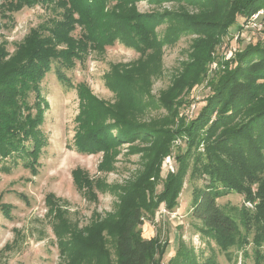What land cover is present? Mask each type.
Here are the masks:
<instances>
[{
    "label": "rangeland",
    "instance_id": "obj_1",
    "mask_svg": "<svg viewBox=\"0 0 264 264\" xmlns=\"http://www.w3.org/2000/svg\"><path fill=\"white\" fill-rule=\"evenodd\" d=\"M136 1L126 6L133 7L137 15L152 17L149 34L159 44L142 51L122 38L124 43L116 40L101 50L86 51L81 62L75 61L74 67L65 71L66 79L59 81L52 68L39 83L33 114L40 119L36 129L43 144H39L36 174L24 169L21 161L11 166L8 173L2 171L1 165H11L13 156L0 163V264H65L58 231L76 232L94 226L98 227L94 236L101 235L113 258L112 238L102 220L113 221L130 205L127 194L132 183L149 169L157 170L159 179H148L152 194L146 183L137 192L143 196L138 201L146 205L148 198L154 199L162 191L169 175L176 176V157L186 149V129L205 107L222 77L235 69L239 57L249 47L263 42L262 20L261 28L253 30L246 26L249 20L239 23L237 18L218 37L207 38L201 31L178 25L180 13H197L186 2ZM7 14L8 18L0 17V44L7 52L6 63L14 62L10 57L32 28L54 17L46 5ZM115 25L110 23L108 30ZM121 32H125L123 27ZM79 34L86 35L79 28L72 33L75 37ZM200 45L206 50L203 56L195 55L196 50H201ZM30 102H34V95ZM84 110H88L86 116L98 120L97 126L102 123L98 128L107 131L103 139L109 147L107 153L78 150L77 139L86 127H94L91 122L85 124ZM112 127L118 131L113 132ZM129 128L146 129L158 136L157 142L143 141L137 133L132 136ZM119 133L125 135L122 140L117 138ZM163 146L168 154L157 161L155 151ZM197 151H203L201 144ZM74 171H78V184ZM204 181L190 179L188 172L174 209L168 210L165 202L154 201L155 207L140 210L144 220L142 238L157 237L161 245L166 243L160 264L175 256L181 242L199 263L211 257L218 264H263L264 258L256 260L251 243L231 251L227 259L212 239L201 235L197 222L190 217V208L193 189L204 185ZM217 202L238 209L243 196L231 193ZM2 209H8L9 214L5 215ZM236 211L230 214L235 216ZM252 235L248 233L249 241ZM260 253L264 255V247Z\"/></svg>",
    "mask_w": 264,
    "mask_h": 264
},
{
    "label": "trees",
    "instance_id": "obj_2",
    "mask_svg": "<svg viewBox=\"0 0 264 264\" xmlns=\"http://www.w3.org/2000/svg\"><path fill=\"white\" fill-rule=\"evenodd\" d=\"M0 1L1 18H8L7 13L36 5H46L54 14L28 32L10 57L14 62L4 61L7 52L0 44V163L13 156L11 165L3 164L1 170L8 173L11 166L21 161L22 167L35 175L39 144L43 141L36 129L40 119L33 112L40 93L39 83L45 75L54 68L58 80H64L65 71L73 68L75 61L81 62L86 51L101 50L116 40L125 41L134 49L142 48V51H148L160 42L149 34L153 21L149 18L152 17L137 15L133 7L126 6L134 0L129 3L125 2L127 0ZM147 1L186 2L197 13L177 14L180 17L178 25L201 31L207 38L218 37L238 19L239 23L247 22L258 11L263 12L259 21H264V0ZM110 23L116 25L108 30ZM121 27L125 32L120 33ZM76 28L86 35L73 36ZM200 49L195 55L206 53L203 46L200 45ZM31 95H34L33 103L30 102ZM85 111L88 110H84L85 124L91 122L94 127H86L77 139L78 150L107 153L109 147L103 143L107 131L98 128L102 123L97 126L98 120L94 116H86ZM111 130L118 131L117 127ZM128 130L132 136L139 134L137 137L143 141L157 142L158 136L146 129ZM185 132L188 136L186 149L176 157L178 173L164 180L162 191L153 195L154 199L148 198L147 205L138 201L143 196L137 192L145 183L150 193L153 192L148 179H159L158 171L149 169L141 179L132 183L131 192L127 194L130 205L122 209L113 221L105 218L103 223L100 222L107 225L104 229L112 238L113 258L101 235L94 236L98 227H84L76 232L70 229L64 233L58 231L59 248L64 253L65 264H160L166 243L161 245L157 237L142 238L144 220L140 210L145 206L146 210L155 207L154 201L165 202L168 210L174 209L188 172L190 179L205 180L204 185L193 189L190 208V217L197 222L201 235L212 239L227 259H230L231 251H239L250 243L255 249L256 260L264 258L260 253L264 247V36L261 44L249 47L239 57L235 69L222 77L205 107ZM123 136L119 133L117 138L122 140ZM199 144L202 152L197 151ZM167 152L166 146L158 148L155 151L157 161H161ZM73 175L78 184V171ZM231 193L243 196L238 209L217 202ZM234 209L237 211L232 216L230 213ZM1 211L9 214L8 209ZM249 232L253 233L251 241L247 236ZM255 263L259 264V261ZM165 264L218 263L211 257L199 263L181 242L175 256Z\"/></svg>",
    "mask_w": 264,
    "mask_h": 264
},
{
    "label": "built area",
    "instance_id": "obj_3",
    "mask_svg": "<svg viewBox=\"0 0 264 264\" xmlns=\"http://www.w3.org/2000/svg\"><path fill=\"white\" fill-rule=\"evenodd\" d=\"M263 14L262 11H258L257 13H255L254 15H252L249 19V21L247 22V27H249L250 29L253 30H257L261 28V23L259 21V17ZM250 206V205H249Z\"/></svg>",
    "mask_w": 264,
    "mask_h": 264
}]
</instances>
